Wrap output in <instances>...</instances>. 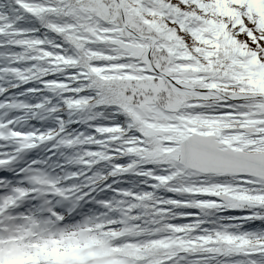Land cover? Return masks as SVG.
<instances>
[{"label":"snow or ice","instance_id":"6c2138e0","mask_svg":"<svg viewBox=\"0 0 264 264\" xmlns=\"http://www.w3.org/2000/svg\"><path fill=\"white\" fill-rule=\"evenodd\" d=\"M0 264H264V0H0Z\"/></svg>","mask_w":264,"mask_h":264}]
</instances>
